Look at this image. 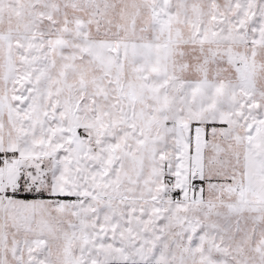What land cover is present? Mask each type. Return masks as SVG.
I'll list each match as a JSON object with an SVG mask.
<instances>
[{
    "label": "snow or ice",
    "instance_id": "6c2138e0",
    "mask_svg": "<svg viewBox=\"0 0 264 264\" xmlns=\"http://www.w3.org/2000/svg\"><path fill=\"white\" fill-rule=\"evenodd\" d=\"M0 264H264V0H0Z\"/></svg>",
    "mask_w": 264,
    "mask_h": 264
}]
</instances>
